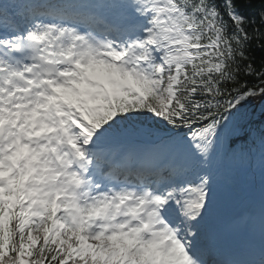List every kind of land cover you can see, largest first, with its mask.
I'll list each match as a JSON object with an SVG mask.
<instances>
[{"label": "snow or ice", "instance_id": "snow-or-ice-1", "mask_svg": "<svg viewBox=\"0 0 264 264\" xmlns=\"http://www.w3.org/2000/svg\"><path fill=\"white\" fill-rule=\"evenodd\" d=\"M0 264H264V0H0Z\"/></svg>", "mask_w": 264, "mask_h": 264}, {"label": "rangeland", "instance_id": "rangeland-1", "mask_svg": "<svg viewBox=\"0 0 264 264\" xmlns=\"http://www.w3.org/2000/svg\"><path fill=\"white\" fill-rule=\"evenodd\" d=\"M259 113H260V108H259L258 112L255 113V117H254L255 120L258 118Z\"/></svg>", "mask_w": 264, "mask_h": 264}]
</instances>
